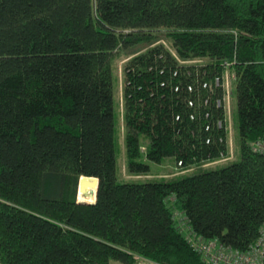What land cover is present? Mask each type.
<instances>
[{"label": "trees", "instance_id": "16d2710c", "mask_svg": "<svg viewBox=\"0 0 264 264\" xmlns=\"http://www.w3.org/2000/svg\"><path fill=\"white\" fill-rule=\"evenodd\" d=\"M140 43L123 69L124 179L111 66ZM227 70L239 160L134 180L165 158L227 157ZM82 176L94 203L77 200ZM263 223L264 0H0L1 264H211L189 235L246 252Z\"/></svg>", "mask_w": 264, "mask_h": 264}, {"label": "rangeland", "instance_id": "374dc122", "mask_svg": "<svg viewBox=\"0 0 264 264\" xmlns=\"http://www.w3.org/2000/svg\"><path fill=\"white\" fill-rule=\"evenodd\" d=\"M159 42L167 45L165 37L159 35ZM149 43H140L134 47L119 50L118 53L112 58V73H113V85H114V100H115V112H116V132H115V147L117 155V169L120 177L124 179L130 178L126 174L125 170V148H124V125H123V104H122V88H123V69L125 62L133 55L138 54L150 47ZM223 85L225 88V107H226V129L228 133V147L229 153L227 157L215 161L210 164L203 165L201 167H192L187 170H182L175 164L172 158H165L161 164H150V173L146 176H138L133 178L141 182L150 181L152 179H170L177 178L182 175H192L199 173L205 169H217L225 166L229 163L239 160V137L235 122L236 100L232 94V77L227 70L224 74ZM142 140L144 141L143 137ZM78 200V199H77ZM177 225L184 232L187 231V225L184 220V216L180 213H176L175 216ZM111 264H120L112 261ZM140 264H146L142 262Z\"/></svg>", "mask_w": 264, "mask_h": 264}, {"label": "built area", "instance_id": "2783aa9c", "mask_svg": "<svg viewBox=\"0 0 264 264\" xmlns=\"http://www.w3.org/2000/svg\"><path fill=\"white\" fill-rule=\"evenodd\" d=\"M216 83H218L217 79ZM188 241L211 264H262L264 253V223L260 229L257 241L246 252L225 247L216 240L204 241L192 235L188 236ZM145 262L146 264H154L148 261Z\"/></svg>", "mask_w": 264, "mask_h": 264}, {"label": "water", "instance_id": "95a60500", "mask_svg": "<svg viewBox=\"0 0 264 264\" xmlns=\"http://www.w3.org/2000/svg\"><path fill=\"white\" fill-rule=\"evenodd\" d=\"M93 185L95 186V189L97 192L98 179L95 177L82 176L78 180L77 193H80L81 195H83L85 197L91 196L92 193L90 191H88V187H91ZM96 192H95V199H96ZM85 203H87V202H85Z\"/></svg>", "mask_w": 264, "mask_h": 264}, {"label": "bare ground", "instance_id": "6f19581e", "mask_svg": "<svg viewBox=\"0 0 264 264\" xmlns=\"http://www.w3.org/2000/svg\"><path fill=\"white\" fill-rule=\"evenodd\" d=\"M88 191L92 193L91 196L85 197L80 193L77 194V199L79 202L93 203L95 201V192H96L95 186L93 185L91 187H88Z\"/></svg>", "mask_w": 264, "mask_h": 264}]
</instances>
